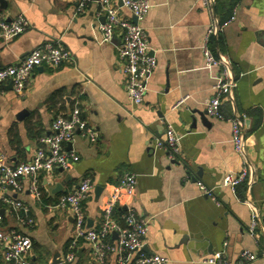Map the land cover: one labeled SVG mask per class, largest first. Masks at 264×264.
Wrapping results in <instances>:
<instances>
[{
  "label": "crops",
  "instance_id": "0c3cea01",
  "mask_svg": "<svg viewBox=\"0 0 264 264\" xmlns=\"http://www.w3.org/2000/svg\"><path fill=\"white\" fill-rule=\"evenodd\" d=\"M227 1H234L233 12L221 21L228 13ZM79 2L0 0L1 17L10 20L24 12L30 21L18 37L8 42L0 39V67L15 65L32 49L57 39L74 56L71 63L35 68L23 93L15 92L10 83L0 86V152L14 164L29 161L40 138L51 132L55 117L71 110L78 99L83 117L100 135L97 142L78 135L67 148L76 150L79 161L39 177L41 200L31 191L28 177L20 179L19 187H11V195L29 207L35 224L20 225L17 212L6 209L0 228L16 227L31 237L30 257L35 264H95L91 245L85 241L79 243L75 258L67 261L72 212L52 211L48 205L90 176L94 187L84 208L88 226L98 227L109 192L131 172L137 177L131 204L150 221L144 242L147 253L167 257L166 264H206L202 259L218 252L237 259L243 249L260 253L264 244V0H217L212 10L197 0H150L152 7L142 25L157 66L140 105L133 104L125 90L124 61L117 50L121 29H116L111 42L104 41L100 30L104 14L98 0H90L83 11ZM111 2L119 7L120 18L134 20L120 0ZM215 15L224 27L209 46L215 55L231 61L237 81L235 107L248 116L246 151L253 181L245 180L235 188L223 185L228 173L243 166L232 143L231 123L209 116L206 108L220 81L219 67L207 64L201 51ZM222 111L231 116L232 103L225 99ZM169 126L181 139L177 159L155 145ZM198 181L213 188L217 199L205 195ZM57 184L62 186L55 191ZM98 187H103L99 196ZM255 212L258 239L249 231ZM116 237L111 234L109 241ZM0 264H5L1 251ZM106 264H117L116 255H107ZM251 264H264V257Z\"/></svg>",
  "mask_w": 264,
  "mask_h": 264
},
{
  "label": "built area",
  "instance_id": "2783aa9c",
  "mask_svg": "<svg viewBox=\"0 0 264 264\" xmlns=\"http://www.w3.org/2000/svg\"><path fill=\"white\" fill-rule=\"evenodd\" d=\"M90 0H80L78 9L83 11ZM121 7L132 13L136 21L120 18L119 7L111 0H98L104 14L100 24L103 40L111 42L117 28L121 29V40L117 45L119 57L124 61L123 72L126 77L125 90L129 100L140 105L144 102L148 91L147 80L157 66L156 57L151 53L147 33L142 25L152 4L150 0H120ZM206 9L212 10L217 0H197ZM233 18V17H232ZM30 21L24 12L13 19L0 16V39L8 42L27 30ZM224 24L215 15L207 29L201 46L205 61L210 66L219 67V83L214 86V94L206 101L209 116L228 120L232 126V143L237 153L243 159L240 171L230 172L223 179V185L235 188L241 182H252L250 175L251 163L247 157V138L245 127L248 116L237 111L234 103V88L237 87L231 61L224 55H215L209 44L213 36H218ZM74 61L72 52L62 43L61 39L45 42L32 49L15 65L0 67V86L10 83L13 90L23 93L26 90L29 77L39 66L58 67ZM228 100L233 105V113L226 116L222 111V103ZM80 135L91 142L99 140V132L90 126L82 115L80 100L68 112L58 114L52 125L51 132L40 138V146L35 150L29 161L14 164L6 153L0 152V202L4 211L13 209L17 212L20 225L33 226L35 218L23 201L13 197L11 187H19L20 179L29 178L30 188L34 195L41 200L43 191L39 177L49 176L56 168L68 169L80 157L74 148L68 149L75 138ZM157 147L167 150L171 159H177L181 152V139L176 131L169 126L164 138H157ZM203 193L212 199H217L213 188L198 181ZM93 181L86 176L79 186L71 192L61 195L56 202L49 204L52 211L69 209L74 219L73 236L71 238L67 261L76 256L81 241L91 245L95 264H106L107 255H116L117 264H166L169 259L159 254H149L144 250L145 238L149 232V219L138 215L131 202L137 193L136 174L127 172L108 194L103 207L101 222L98 227H89L85 214L84 202L93 190ZM123 207L124 212L119 217L114 216L116 207ZM4 214L0 212V225ZM257 213H254L250 225V234L258 239L256 232ZM111 234H116L114 242L109 241ZM32 239L16 229L0 228V251L5 264H35L30 257ZM258 256L264 257V244L260 253L243 249L237 259H230L222 252L214 253L202 259L206 264H251Z\"/></svg>",
  "mask_w": 264,
  "mask_h": 264
},
{
  "label": "trees",
  "instance_id": "16d2710c",
  "mask_svg": "<svg viewBox=\"0 0 264 264\" xmlns=\"http://www.w3.org/2000/svg\"><path fill=\"white\" fill-rule=\"evenodd\" d=\"M234 1H227V4H226V6L228 7V13L226 14V16L224 17H222L221 18V21H224L226 18H228L229 16H231V14H232V12H233V7H234ZM224 7V6H223ZM216 40H218L217 38H215V40H214V42H216ZM75 104H76V101H74L72 104H71V107L73 108L74 106H75ZM63 109H65L64 107H62V110ZM59 112H61V110L59 111ZM58 112V113H59ZM48 200V199H47ZM2 207V204H1V202H0V208ZM123 212H124V208L123 207H116L115 208V210H114V216L115 217H119L120 215H122L123 214Z\"/></svg>",
  "mask_w": 264,
  "mask_h": 264
},
{
  "label": "water",
  "instance_id": "95a60500",
  "mask_svg": "<svg viewBox=\"0 0 264 264\" xmlns=\"http://www.w3.org/2000/svg\"><path fill=\"white\" fill-rule=\"evenodd\" d=\"M134 21H136L135 18H134ZM70 146H71V145H70ZM61 186H62V184H57V188H58V189H56L55 191L59 190V188H61ZM102 188H103V187H98V188L96 189L95 193H96L97 196L100 195V193H101V191H102ZM0 212H1V213H4V210L1 209ZM58 254H59V253H56V254L54 255V262H56V258L59 256Z\"/></svg>",
  "mask_w": 264,
  "mask_h": 264
}]
</instances>
